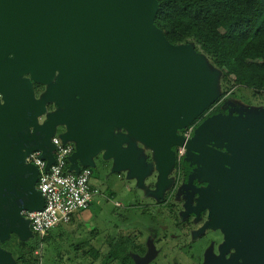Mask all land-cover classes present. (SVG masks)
I'll return each instance as SVG.
<instances>
[{
	"label": "water",
	"instance_id": "95a60500",
	"mask_svg": "<svg viewBox=\"0 0 264 264\" xmlns=\"http://www.w3.org/2000/svg\"><path fill=\"white\" fill-rule=\"evenodd\" d=\"M156 9V0H0V241L33 235L22 212L44 199L25 158L40 150L48 169L62 127L59 138L75 146L69 171L94 168L99 156L111 173L149 175L155 164L160 192L171 147L184 146L205 164L197 198L207 224L234 250L221 264H264V115L230 108L190 139L179 135L216 96L202 59L154 26ZM33 83L46 85L39 98ZM0 264L16 262L0 248Z\"/></svg>",
	"mask_w": 264,
	"mask_h": 264
},
{
	"label": "rangeland",
	"instance_id": "374dc122",
	"mask_svg": "<svg viewBox=\"0 0 264 264\" xmlns=\"http://www.w3.org/2000/svg\"><path fill=\"white\" fill-rule=\"evenodd\" d=\"M192 49V53L202 59L206 70L212 76L211 95L216 99L208 105L212 109L219 107L222 102H227L229 109L237 112L250 120L251 116L260 113L264 115V91L255 92L241 85H236L223 78L222 72L214 65L210 55L206 54L194 41L185 43ZM46 85L33 83L34 96L39 98L45 91ZM207 107V108H208ZM206 108V109H207ZM55 105L48 103L46 113L53 111ZM205 109V110H206ZM261 111V112H260ZM253 114V115H252ZM208 117V116H207ZM45 116H41L42 122ZM191 125V124H189ZM62 129L57 128L55 135L61 136ZM148 153H146V161ZM111 161H104L101 157L95 159L94 174L91 176V184L100 190L91 206L80 210L75 215L76 221L71 225H60L51 230L50 240L31 235L22 240L15 234H11L6 240L0 241V248L11 254L12 258L19 264L17 257L24 250L25 256L29 257L36 264H173L180 260L182 264H221L231 258L233 249L225 247V237L222 229L213 227L207 219L205 224L195 232L187 233L182 226H172V220L184 222L188 220L192 228L200 218L205 209L199 207L198 189H192L196 198L186 196L184 204L175 203L173 209L158 208L159 200L170 198L172 191L179 186L174 182L176 169L173 173V181L167 175V184L162 192L157 191L158 170L154 164L149 175L142 174L128 175L126 170L110 172ZM146 166H144L145 168ZM90 168H92L90 166ZM144 168L142 167L143 171ZM157 174V179L153 175ZM160 185V183H159ZM175 185V186H174ZM174 201L175 198H173ZM170 225L173 231L180 235L176 239L162 240V227ZM162 225V227H160ZM161 228V229H160ZM70 230V231H69ZM31 233V232H30ZM32 234V233H31ZM223 235V239L221 238ZM95 239V240H94ZM161 239V241H157ZM187 240V241H186ZM127 247L123 252L127 255L126 263L109 257L111 250L119 242ZM93 245L98 250L97 258L78 252L83 248L80 244ZM189 242V243H188ZM193 243L190 250L187 247ZM188 243V244H187ZM185 245V246H184ZM187 248L180 253L171 254L173 247ZM80 249V250H81ZM144 256H140L145 252ZM80 253L82 259L77 254ZM166 256V260L163 258ZM30 261V262H31ZM81 262V263H80Z\"/></svg>",
	"mask_w": 264,
	"mask_h": 264
},
{
	"label": "trees",
	"instance_id": "16d2710c",
	"mask_svg": "<svg viewBox=\"0 0 264 264\" xmlns=\"http://www.w3.org/2000/svg\"><path fill=\"white\" fill-rule=\"evenodd\" d=\"M156 1L153 24L168 42L180 45L194 41L210 55L224 79L255 92L264 91V0ZM211 108L199 117L223 112L221 107ZM125 245L117 243L109 257L126 263ZM17 260L19 264H36L24 250Z\"/></svg>",
	"mask_w": 264,
	"mask_h": 264
},
{
	"label": "built area",
	"instance_id": "2783aa9c",
	"mask_svg": "<svg viewBox=\"0 0 264 264\" xmlns=\"http://www.w3.org/2000/svg\"><path fill=\"white\" fill-rule=\"evenodd\" d=\"M193 126L185 129L188 137ZM54 145V161L45 169L46 160L41 157V151H32L26 156L25 162L33 164L38 169L36 188L40 191L44 205L35 211H23V216L29 221L33 235L41 239L47 232L70 221L74 212L87 209L100 190L91 184L92 169L81 167L78 172L69 171V157L74 152L73 142H65L58 135L51 137ZM184 146H177L176 158L179 162Z\"/></svg>",
	"mask_w": 264,
	"mask_h": 264
},
{
	"label": "flooded vegetation",
	"instance_id": "af4514ba",
	"mask_svg": "<svg viewBox=\"0 0 264 264\" xmlns=\"http://www.w3.org/2000/svg\"><path fill=\"white\" fill-rule=\"evenodd\" d=\"M219 107H221V109L223 111V112H221L222 114L223 113H226L227 112L226 110L229 109V106H228L227 102H222L219 105ZM212 108L210 110H212ZM203 115H205L204 118H200L199 116H197L195 118V120L193 121V122L196 121L195 122L196 125L194 124L195 126L192 124L193 123L192 122V123H190L191 125L188 124L186 127L180 128L176 132L179 135H182L184 138L190 139L193 136L194 129L197 127V125L200 124L201 122H203L207 118V113L206 114H203ZM199 119H201V120L199 121ZM39 123H41V122L39 121ZM188 126H193V128H192V131H191L190 135L188 137H185L184 132H185V129ZM60 128L63 131V128L62 127H60ZM171 148L174 151V163L172 164V167L170 168V172L173 171L174 169H176V175L174 176L173 173L171 172V173H169V176L171 178L174 176V182L177 185H179V186L175 187L174 188V191H172L173 192L172 195L174 196V197H172V200L170 198H167V199L159 200L157 202V204L159 205L157 209H160L159 208L160 206L162 208H166L167 207L168 209H173V207L176 206L175 203H179L180 205L182 203L184 204L185 200H183V199L186 196H190L193 199L196 198V194H193L192 193V189H194V190H196V189H198V190L199 189H203V188H205V186L207 184V182L206 181H203V179H202V176L203 175L199 174V170L201 168H204L205 164H203L202 162H199L198 159L191 158V156L186 153V150L183 151V153L181 154V157H180L179 162H177V158H176L177 146H172ZM220 150H224V149L221 148ZM146 153H148L147 160L151 162L152 161V155L150 154L149 151L146 152ZM94 171L95 170L93 169L92 174H94ZM153 179H155V182H156L157 174H154L153 175ZM172 181H173V178H172ZM173 198H175V200H177V201H174ZM201 215H203V217L200 216V218L196 221L194 228H192V226L188 222V220H185L184 222H177L175 220H172V223H173L172 226H174L176 228L182 226V228H184V230L187 233H190L191 234V232H193V231L195 232L196 230H198L201 226H203L205 224V221L207 219L206 218L207 217V210H205L204 213L202 212ZM162 225H165V224L162 223ZM162 225H160V227H162ZM162 232H163V234L161 236V239L163 241L164 240H168V239H176L177 240V238L180 237V235H178L177 232L173 231V228H171L169 224L162 227ZM221 238L223 239V235L222 234H221ZM161 239H159L157 241L160 242ZM193 243L194 242L190 243V245L187 246L189 248L188 250L191 249ZM186 249L187 248H177L176 249V247L174 246L173 248H171L170 252H171V254L177 253V252L180 253L181 251H183V250L185 251ZM145 254H146V251L143 252V253H141L140 256H144ZM165 260H166V256L163 258V261H165ZM175 262L176 263H173V264H182L180 262V260H175ZM151 263L152 262L150 261L147 264H151ZM133 264H134V262H133ZM191 264H199V263L198 262H192Z\"/></svg>",
	"mask_w": 264,
	"mask_h": 264
},
{
	"label": "crops",
	"instance_id": "0c3cea01",
	"mask_svg": "<svg viewBox=\"0 0 264 264\" xmlns=\"http://www.w3.org/2000/svg\"><path fill=\"white\" fill-rule=\"evenodd\" d=\"M92 169V171H93V168H91ZM94 186V185H93ZM96 187V186H95ZM93 203V202H92ZM91 203V204H92ZM91 204H90V206H91ZM89 206V207H90ZM88 207V208H89ZM80 211V210H79ZM78 213V211H76V212H74L73 214H72V216H71V219H70V221L68 222V223H66V224H59L58 226H56V227H59L60 225H67V226H69V225H71L72 223H74L75 221H76V218H75V215ZM56 227H54V228H56ZM54 228H52V229H54ZM52 229H50L48 232H47V234L43 237V238H45V241H49L50 240V237H51V235H50V232H51V230ZM70 231V230H69ZM95 240V239H94ZM82 245V249L81 248H79V247H77V248H75L74 247V249L75 250H77V249H79L78 250V252H82V254L83 253H85L86 254V249L88 248L89 250H90V252L88 253V256H93L94 258H97V256H98V250H97V248H95L93 245H90V244H88V245H85L84 244V242H82L81 244H80V246ZM81 249V250H80ZM77 256H79L80 257V259H82L83 257H81V254L80 253H78L77 254ZM81 263V262H80ZM79 264V263H78Z\"/></svg>",
	"mask_w": 264,
	"mask_h": 264
}]
</instances>
